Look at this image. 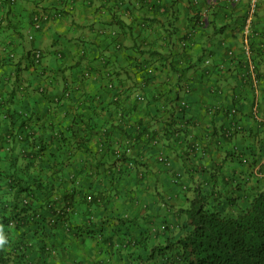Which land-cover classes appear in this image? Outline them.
Here are the masks:
<instances>
[{
    "label": "crops",
    "instance_id": "obj_1",
    "mask_svg": "<svg viewBox=\"0 0 264 264\" xmlns=\"http://www.w3.org/2000/svg\"><path fill=\"white\" fill-rule=\"evenodd\" d=\"M247 14L232 0H0V202L27 200L43 226L0 225V249L24 235L38 264H165L149 254L183 236L196 190L231 213L262 190L264 0L249 57Z\"/></svg>",
    "mask_w": 264,
    "mask_h": 264
},
{
    "label": "trees",
    "instance_id": "obj_2",
    "mask_svg": "<svg viewBox=\"0 0 264 264\" xmlns=\"http://www.w3.org/2000/svg\"><path fill=\"white\" fill-rule=\"evenodd\" d=\"M18 192L24 190L16 191V201ZM207 200L196 190L189 207L181 210L186 217L183 236L164 247L153 248L148 259L162 260L165 264H264V188L247 196L244 206L232 214L210 207ZM236 200L232 199V203ZM17 204L8 206L0 202V225L6 235L10 228L16 231L24 226L34 233L43 231V226L28 219L27 204L22 203L21 208ZM64 219L62 215L55 222L56 226L49 229L57 228ZM21 236L22 243L14 245L7 253L0 249V264H38L25 260L29 247L23 242L25 236Z\"/></svg>",
    "mask_w": 264,
    "mask_h": 264
},
{
    "label": "built area",
    "instance_id": "obj_3",
    "mask_svg": "<svg viewBox=\"0 0 264 264\" xmlns=\"http://www.w3.org/2000/svg\"><path fill=\"white\" fill-rule=\"evenodd\" d=\"M233 2H238V1H244L247 5L248 8V14L247 18L245 19L244 25L242 27V43H243V53L246 57L251 56L252 51H251V46H250V38H251V32H252V25L254 21V15L257 12V7H258V2L259 0H232ZM10 2H13V0H10ZM34 23L36 26H38L39 19L38 17L34 18ZM229 55H232V53H229ZM42 54L41 51H35L32 55L33 63L35 65H38L41 62ZM206 64H209L206 62ZM252 80L254 83H257V72L256 68L252 67ZM184 105V103H182ZM23 204H27V200H23Z\"/></svg>",
    "mask_w": 264,
    "mask_h": 264
},
{
    "label": "clouds",
    "instance_id": "obj_4",
    "mask_svg": "<svg viewBox=\"0 0 264 264\" xmlns=\"http://www.w3.org/2000/svg\"><path fill=\"white\" fill-rule=\"evenodd\" d=\"M5 242H6V238L3 236L2 233H0V246H2Z\"/></svg>",
    "mask_w": 264,
    "mask_h": 264
},
{
    "label": "rangeland",
    "instance_id": "obj_5",
    "mask_svg": "<svg viewBox=\"0 0 264 264\" xmlns=\"http://www.w3.org/2000/svg\"><path fill=\"white\" fill-rule=\"evenodd\" d=\"M224 214H232L230 211L227 210V212H224Z\"/></svg>",
    "mask_w": 264,
    "mask_h": 264
}]
</instances>
